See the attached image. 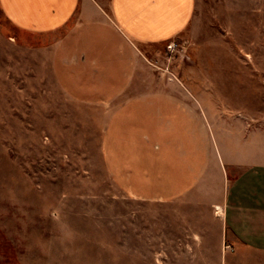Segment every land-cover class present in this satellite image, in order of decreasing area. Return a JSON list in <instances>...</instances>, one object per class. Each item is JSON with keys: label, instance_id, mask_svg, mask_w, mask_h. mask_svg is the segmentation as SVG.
I'll return each instance as SVG.
<instances>
[{"label": "rangeland", "instance_id": "obj_1", "mask_svg": "<svg viewBox=\"0 0 264 264\" xmlns=\"http://www.w3.org/2000/svg\"><path fill=\"white\" fill-rule=\"evenodd\" d=\"M51 39L0 13V264H264V250L232 242L210 202L236 169L264 173V0H196L173 48H142L145 67L123 97L189 94L175 105L191 122L196 108L197 180L177 196L162 195L155 141L156 130L173 134V111L157 109L162 101L130 111L150 130L153 155L147 132L128 136V147L108 132L127 101L70 94ZM213 142L224 173L199 156Z\"/></svg>", "mask_w": 264, "mask_h": 264}, {"label": "crops", "instance_id": "obj_2", "mask_svg": "<svg viewBox=\"0 0 264 264\" xmlns=\"http://www.w3.org/2000/svg\"><path fill=\"white\" fill-rule=\"evenodd\" d=\"M195 2L196 0H0V13L17 29L51 36V58L56 63L55 74L70 94L99 101H127L116 108L110 120L108 132L112 137H124L125 143L130 147L127 142L129 137L134 143L136 133L147 132L145 144L149 150L146 155L152 156L150 144L154 142V138L150 135V130L141 128L142 118L137 115L130 117L129 112L140 114L143 110L154 108L153 103L157 101L165 102L157 104V109L163 107L173 111L174 118H165V124L173 128V134L155 129L157 179L162 182L164 196L180 195L181 189L184 190L190 186L191 181L197 180L198 170L191 164L198 157L197 144L195 134L192 135L190 130L191 123H196V108L192 109L194 119L191 122L189 118H179V110L175 105V101L189 100V94L123 95L133 84L138 70L145 67L144 60L147 58L142 48L165 44L183 32L194 15ZM89 25L93 26L91 31L86 29L80 32L81 27ZM104 86L119 87L106 95L107 91L100 92ZM78 91L82 93L78 94ZM89 91L97 92L96 96L91 97ZM129 101L133 103L130 104ZM195 105L194 102L193 107ZM177 127L180 128L179 131ZM116 141L117 139L111 144L112 148L117 147ZM211 144L207 143L199 156L210 163L214 162L217 171L224 173L225 161L221 149L214 142ZM235 165L238 167L239 164ZM239 170L236 169L232 179L227 180V184L231 185L226 193L221 195L219 188L210 202L219 209L223 226L232 234L234 244L264 250V173L242 176L240 172H236Z\"/></svg>", "mask_w": 264, "mask_h": 264}, {"label": "built area", "instance_id": "obj_3", "mask_svg": "<svg viewBox=\"0 0 264 264\" xmlns=\"http://www.w3.org/2000/svg\"><path fill=\"white\" fill-rule=\"evenodd\" d=\"M175 46V42H170L169 44H168V47L171 49V48H173Z\"/></svg>", "mask_w": 264, "mask_h": 264}]
</instances>
